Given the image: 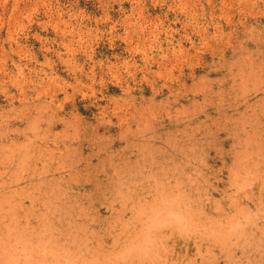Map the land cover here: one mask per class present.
<instances>
[{"label": "clouds", "instance_id": "clouds-1", "mask_svg": "<svg viewBox=\"0 0 264 264\" xmlns=\"http://www.w3.org/2000/svg\"><path fill=\"white\" fill-rule=\"evenodd\" d=\"M0 264H264V0H0Z\"/></svg>", "mask_w": 264, "mask_h": 264}]
</instances>
